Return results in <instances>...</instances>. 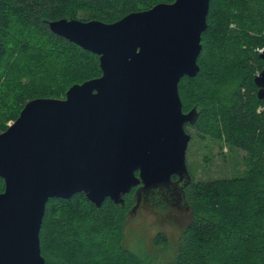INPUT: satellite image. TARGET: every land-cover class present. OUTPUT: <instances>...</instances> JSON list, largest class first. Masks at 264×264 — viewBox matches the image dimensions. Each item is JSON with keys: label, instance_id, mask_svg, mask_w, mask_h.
I'll return each mask as SVG.
<instances>
[{"label": "water", "instance_id": "water-1", "mask_svg": "<svg viewBox=\"0 0 264 264\" xmlns=\"http://www.w3.org/2000/svg\"><path fill=\"white\" fill-rule=\"evenodd\" d=\"M210 1H162L111 23L49 21L54 34L97 54L102 74L69 86L65 98L28 100L0 133V264H45L50 199L83 192L97 207L124 204L139 186L135 211L143 193L179 198L192 181L186 125L198 117L182 109L179 83L200 71ZM253 79L264 106V67Z\"/></svg>", "mask_w": 264, "mask_h": 264}, {"label": "trees", "instance_id": "trees-1", "mask_svg": "<svg viewBox=\"0 0 264 264\" xmlns=\"http://www.w3.org/2000/svg\"><path fill=\"white\" fill-rule=\"evenodd\" d=\"M162 1L175 0H0V94L15 45L23 53L29 50L23 32L46 37L52 56L59 59V75L72 86L102 74L99 57L54 34L49 21L87 11L111 23ZM207 21L200 71L179 83L182 109L198 112L196 122L186 127L243 150L247 168L242 176L199 181L189 169L192 181L180 190L179 198L168 192L148 197L143 193L140 205L147 202L164 210L176 206L189 212L177 252L164 264H264V106L253 79L264 67V0H211ZM48 82L46 88L51 87ZM66 91L58 87L31 99H56ZM172 179L176 182L178 176ZM138 188L125 195L124 204L107 198L97 207L83 192L50 199L40 230L45 264H148L125 245ZM4 189L0 177V192ZM155 241L166 244V234L158 232Z\"/></svg>", "mask_w": 264, "mask_h": 264}, {"label": "rangeland", "instance_id": "rangeland-1", "mask_svg": "<svg viewBox=\"0 0 264 264\" xmlns=\"http://www.w3.org/2000/svg\"><path fill=\"white\" fill-rule=\"evenodd\" d=\"M71 17L85 21L96 19L87 11H75ZM22 37L29 40V50L23 53L15 45L3 74L0 132L15 121V115L20 113L32 96L46 94V90L58 87L63 93L69 89L68 82L59 75V59L52 56V44L46 37L36 31L23 32ZM46 80L51 87L46 88ZM228 85L230 89L235 83ZM60 98H65V95ZM186 130L192 135L187 164L194 180L238 177L244 174L247 161L243 150L219 141L211 134H204L195 127L187 126ZM189 218V212L176 206L164 210L144 202L135 211L132 206L125 227V245L148 264H164L175 256L181 232ZM158 232L166 234V244H157L155 236Z\"/></svg>", "mask_w": 264, "mask_h": 264}, {"label": "built area", "instance_id": "built-area-1", "mask_svg": "<svg viewBox=\"0 0 264 264\" xmlns=\"http://www.w3.org/2000/svg\"><path fill=\"white\" fill-rule=\"evenodd\" d=\"M262 50H264V48H263ZM262 50H261V51H262Z\"/></svg>", "mask_w": 264, "mask_h": 264}]
</instances>
